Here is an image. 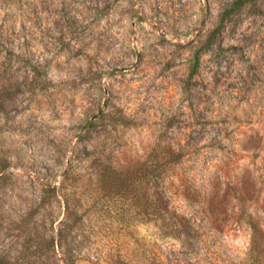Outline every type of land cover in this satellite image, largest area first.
Masks as SVG:
<instances>
[{
  "label": "rangeland",
  "instance_id": "1",
  "mask_svg": "<svg viewBox=\"0 0 264 264\" xmlns=\"http://www.w3.org/2000/svg\"><path fill=\"white\" fill-rule=\"evenodd\" d=\"M0 0V264H264V0Z\"/></svg>",
  "mask_w": 264,
  "mask_h": 264
},
{
  "label": "trees",
  "instance_id": "2",
  "mask_svg": "<svg viewBox=\"0 0 264 264\" xmlns=\"http://www.w3.org/2000/svg\"><path fill=\"white\" fill-rule=\"evenodd\" d=\"M250 1H254V0H236L235 1V8H240L241 6H243L245 3L250 2ZM255 245L258 246V249H264V240L262 238L260 239H255L254 240Z\"/></svg>",
  "mask_w": 264,
  "mask_h": 264
}]
</instances>
